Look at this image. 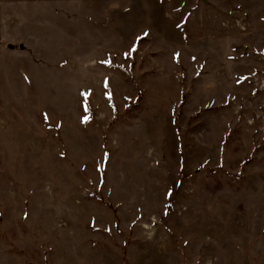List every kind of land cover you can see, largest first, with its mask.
I'll use <instances>...</instances> for the list:
<instances>
[{"label": "rangeland", "instance_id": "obj_1", "mask_svg": "<svg viewBox=\"0 0 264 264\" xmlns=\"http://www.w3.org/2000/svg\"><path fill=\"white\" fill-rule=\"evenodd\" d=\"M0 264H264V0H0Z\"/></svg>", "mask_w": 264, "mask_h": 264}]
</instances>
